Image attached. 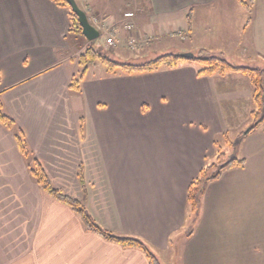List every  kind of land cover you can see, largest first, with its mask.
<instances>
[{"label":"crops","instance_id":"1","mask_svg":"<svg viewBox=\"0 0 264 264\" xmlns=\"http://www.w3.org/2000/svg\"><path fill=\"white\" fill-rule=\"evenodd\" d=\"M86 5L122 55L178 34L191 42L187 51L264 70V0H253L251 14L239 0H141L135 50L120 18L126 0ZM70 30L68 9L52 0H0V106L53 187L83 203L104 230L142 241L160 264H264V124L250 132V79L198 76L190 63L133 75L104 68L89 78L90 69L78 93L70 82L84 43ZM217 145L245 165L209 183L194 215L188 190L216 162ZM0 264L149 261L88 231L45 193L0 120Z\"/></svg>","mask_w":264,"mask_h":264},{"label":"trees","instance_id":"2","mask_svg":"<svg viewBox=\"0 0 264 264\" xmlns=\"http://www.w3.org/2000/svg\"><path fill=\"white\" fill-rule=\"evenodd\" d=\"M56 5L68 9L71 17V30L72 34L82 35V28L79 24L78 17L72 12V9L67 3V0H52ZM248 12L252 13L253 0L246 2L245 0H239ZM251 17L247 20V25L250 24ZM191 24V23H190ZM97 41L91 42L86 51L81 55L79 59V67L81 73L78 76H73L70 82V90L80 92L81 82L84 80L85 75L89 72L90 68L102 65L110 75H115L118 72L124 74H144L153 73L161 69H174L181 63L193 62L196 64L198 76H212L214 74L224 75L227 73H242L246 75L253 86L254 90V111L252 113L253 124L250 132L257 130L264 124V70L259 68L250 67H238L230 64L223 56L215 55L207 50L199 51L198 55L192 60L181 59L177 57V54H166L160 56L154 60H149L142 63H120L111 59L107 54L100 49L94 47ZM0 120L10 130L15 131L16 138L18 140L21 152L23 156L29 161L30 172L32 177L40 186V188L59 201L70 207L82 220L86 229L98 236L102 237L106 241L116 243L124 248H134L144 252L148 258L149 264H160L154 254L146 247V245L137 239L118 237L103 228H101L96 221L88 213L83 203L71 199L61 191L55 189L42 169L40 164L33 157L26 139L20 131L15 128V124L11 118H9L2 110L0 106ZM245 134L240 136V139ZM227 146L236 148L233 142L227 141ZM223 147L217 145V159L216 162L206 165L201 170L199 175L192 181L188 190V204L190 210L194 215L198 214L201 205L202 195L206 186L216 180H219L224 172L232 170L234 168H242L245 165V160L230 157L227 152L222 149Z\"/></svg>","mask_w":264,"mask_h":264},{"label":"rangeland","instance_id":"3","mask_svg":"<svg viewBox=\"0 0 264 264\" xmlns=\"http://www.w3.org/2000/svg\"><path fill=\"white\" fill-rule=\"evenodd\" d=\"M86 2L84 3V5L86 4ZM126 3H127V0H126ZM84 5H81L82 10H84L86 12L89 11V15H88L89 17L95 16L98 19L103 20L100 16L94 14L88 8L87 5L84 8ZM125 7H121L120 8V10H119L120 11V15L124 11ZM179 27H180V25H177L176 28L175 27H171V29H169V30L175 32ZM81 39H82L84 45L80 49H78L77 55L73 59L75 61V63H77L78 67H79L78 63H79V59H80L81 55L86 51V49L90 45V42H88L84 37L81 38ZM104 43H105V36H101L97 40V42L94 44V47L97 48V49H100L102 52L107 54L111 59H112V57H115L116 58L115 61L120 62V63L146 62V61H149V60H154V59H156V58H158V57H160V56H162L164 54H167L168 52L172 53V54L181 53V52H177L175 50H180V51H182L184 53L185 52H192V53H194L195 56H197L198 53H199V51H195L196 49H194V51H187V50H189L191 42L182 41L178 34H177V36H173L172 38L171 37L167 38V42L166 43L162 42V40H159V41H156L155 44L152 45V46H146L148 48H145L140 54H136L135 52H129L128 55H122L120 53L115 52L116 51V47L115 46L114 47L104 46ZM169 47L172 48V49H168ZM230 62L232 63V61H230ZM188 63H190V65H192V66L194 65L196 67V64H194L193 62H188ZM96 67H98V68L97 69L95 67L90 68L92 72L88 75L89 78L90 77H94V76H100V74H102V72H101L102 69L105 68V67H103L102 65H99V64ZM80 73H81V68H78V74L80 75ZM245 133H246V131H245ZM223 149L225 150L226 146H223Z\"/></svg>","mask_w":264,"mask_h":264},{"label":"built area","instance_id":"4","mask_svg":"<svg viewBox=\"0 0 264 264\" xmlns=\"http://www.w3.org/2000/svg\"><path fill=\"white\" fill-rule=\"evenodd\" d=\"M81 4L87 0H79ZM141 0H127L126 7L120 15L123 28L129 34V46L131 49H136L139 42V35L136 32V20L144 12V9L137 6ZM89 14V11H87ZM92 25L100 32L102 36H105L106 45L110 47L116 46V40L112 36V30L102 20L95 16L90 17Z\"/></svg>","mask_w":264,"mask_h":264},{"label":"water","instance_id":"5","mask_svg":"<svg viewBox=\"0 0 264 264\" xmlns=\"http://www.w3.org/2000/svg\"><path fill=\"white\" fill-rule=\"evenodd\" d=\"M68 5L72 9V12L78 17L79 19V24L82 28V35L83 37L88 41V42H94L100 38V33L99 31L91 25L89 22L88 16L81 9L79 4L77 3L76 0H67ZM177 57L181 59H187V60H192L194 59L195 55L192 52H181L177 54ZM249 130L246 131L245 134H248Z\"/></svg>","mask_w":264,"mask_h":264}]
</instances>
